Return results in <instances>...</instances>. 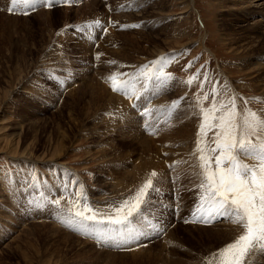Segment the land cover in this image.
Masks as SVG:
<instances>
[{"label":"rangeland","instance_id":"374dc122","mask_svg":"<svg viewBox=\"0 0 264 264\" xmlns=\"http://www.w3.org/2000/svg\"><path fill=\"white\" fill-rule=\"evenodd\" d=\"M263 6L0 0V264H264Z\"/></svg>","mask_w":264,"mask_h":264},{"label":"bare ground","instance_id":"6f19581e","mask_svg":"<svg viewBox=\"0 0 264 264\" xmlns=\"http://www.w3.org/2000/svg\"><path fill=\"white\" fill-rule=\"evenodd\" d=\"M93 4V3H92ZM161 5V4H160ZM225 6V5H224ZM88 8H89V6H87ZM264 7V6H263ZM91 8V7H90ZM79 12V11H78ZM165 12V11H164ZM83 14V13H82ZM89 15V14H88ZM81 16V15H80ZM84 16V15H83ZM252 51H251V53L249 54V55H251L252 56ZM257 54L259 55V52L258 53H255L254 55H255V57L257 56ZM248 57V56H247ZM249 59H250V57H249ZM252 59V58H251ZM245 62V61H244ZM226 77V76H225ZM230 84V83H229ZM95 90H96V88H95ZM264 91V90H263ZM102 93H104V91L102 92ZM108 94V93H107ZM109 96V95H108ZM94 97H95V99L97 100V101H103V100H105L106 99V95L105 94H102L101 95V93H95V95H94ZM112 98V97H111ZM117 98V97H116ZM103 99V100H102ZM113 99V98H112ZM110 101H111V99H110ZM100 102V103H101ZM112 102H114V104H115V106L116 107H118V106H122V107H125V108H123V109H121V110H123V111H121V113L123 114V121H127V120H125L124 118L126 117V116H128V119H130L131 117H136V115H133L129 110H128V108L126 109V106L124 105V101H121V100H119V99H116L115 101H112ZM111 102V103H112ZM139 102H140V99L138 100V102H137V104L139 105ZM99 102H95L94 101V99H91L90 100V102H89V104H90V106H95V107H97V108H99V107H101L102 108V103L100 104ZM111 103L110 102H107V104L109 105L108 106V110H113L112 109V105H111ZM87 105V104H86ZM115 107V108H116ZM125 110V111H124ZM134 110V109H133ZM190 111V110H189ZM115 112V111H114ZM117 112V111H116ZM190 114L191 113H188V115H189V117H190ZM194 119V118H193ZM117 121V120H116ZM117 123V122H116ZM119 123V122H118ZM131 127V126H130ZM133 127V126H132ZM182 127V126H181ZM180 127V129L178 130V132L177 133H179V134H182L183 132H186L187 131V133H189L188 132V130H189V128L188 127H186V125L183 127V128H181ZM144 128H146V125L144 126ZM121 130V129H120ZM175 131H174V133H175ZM135 132V131H134ZM160 134L162 135L163 134V131L161 130L160 131ZM160 134L156 137L157 139H162V138H160L161 136H160ZM184 135V134H183ZM135 136H137V135H135ZM134 136V137H135ZM185 136V135H184ZM165 137V136H164ZM178 137H179V135H178ZM171 138V137H170ZM173 138V137H172ZM169 139V138H168ZM180 139V138H179ZM134 140V139H133ZM153 140V139H152ZM167 140V139H166ZM172 140V139H171ZM165 141V140H164ZM177 141V140H176ZM153 142H155V143H158L159 141H157L156 139L153 141ZM148 143L149 142H147V139H145L144 140V142L141 144L142 145V154H143V152L144 153H146V154H148V153H150V152H153L152 150H151V148L150 147H148ZM161 143V142H160ZM170 143V142H169ZM62 143L60 142V144H58V145H56V146H54V152H52L53 153V157L55 156V157H57V156H60V154H64V148L62 147V145H61ZM163 143H161V145H162ZM174 144V143H173ZM177 144H178V142H177ZM160 145V146H161ZM166 145V144H165ZM169 145V144H168ZM173 146V145H172ZM157 148H158V146H157ZM225 148H227V147H223L222 148V150L223 149H225ZM228 149V153H225L226 154V157H231L232 156V153H234V152H236V151H233V150H231V149H229V148H227ZM165 151V150H164ZM173 151H175V150H173ZM156 152V151H155ZM167 152V151H166ZM177 152H178V149H177ZM182 152V151H181ZM257 152L255 151V150H251V152H250V155H251V157H253V155H255ZM185 154V153H184ZM187 154V153H186ZM152 155H153V153H152ZM178 154H176V156H177ZM12 156V155H11ZM142 156V155H141ZM175 156V155H174ZM194 156H195V154H194ZM178 157V156H177ZM177 157H176V159H177ZM191 156H189V157H187L188 159H191V158H194V157H191ZM143 158V157H142ZM145 159V158H144ZM147 159V158H146ZM151 159V158H150ZM154 159V158H153ZM254 158H248L247 160H249V162H252V160H253ZM148 160H149V158H148ZM157 160V159H156ZM147 161V160H146ZM143 163V162H142ZM150 163H155L154 161L153 162H149V163H147L148 164V166H149V168L152 170V171H156V176L158 177L159 176V172H162V170H160L159 168H162V167H164L163 165H160V161H158L157 160V163H158V165H156V163H155V166L154 165H152V164H150ZM233 163L236 165V166H233V168L231 169V171H230V173H232L233 175H239V173H237L235 170H236V168H240V171H241V173L242 174H245V175H251V171H249V169H246L245 168V166H243V167H240V166H242L238 161H233ZM147 164H145L143 167H145ZM220 164H223L222 162L220 163ZM237 165H239V166H237ZM139 168V167H138ZM196 168V167H195ZM153 173V172H152ZM152 173L150 174V178H153L154 176H152ZM156 177V178H157ZM63 182V181H62ZM27 185V184H26ZM47 187V186H46ZM10 188V187H9ZM51 188V187H50ZM11 189V188H10ZM13 189V188H12ZM47 189H49V188H47ZM16 191V190H15ZM17 192V191H16ZM22 193V192H21ZM20 194V192H18V195ZM28 195V194H27ZM44 195H47V193H45ZM18 198V197H17ZM22 198V197H21ZM10 200H12V202L14 201L13 199H10ZM29 200V199H28ZM14 203V202H13ZM20 204V203H19ZM45 206V205H44ZM29 208V210H30V206L29 205H26L25 207L23 206V207H19L18 209H22V211L25 213V214H31V215H33L34 213L32 212H29V211H27V209ZM42 210L41 209H39L38 210V212H41ZM52 212L54 213L55 211H53L52 210ZM31 217V216H30ZM40 228H42V230H40L39 232L37 231V230H35V232L36 233H34L36 236H37V238H39L40 240H42V238L44 239V242H48V241H55V240H57L58 238H60V237H64L67 241H68V238H69V236L68 235H63V234H61V232H59L58 230H57V228H54V227H49V226H39ZM38 226H37V228H39ZM31 228V227H30ZM46 228V232L44 231V229ZM33 231V230H32ZM34 232V231H33ZM32 234V233H31ZM49 234H51V235H49ZM27 237L26 238H28L29 236H31L30 235V233L29 234H27L26 235ZM45 239H47V240H45ZM26 246H28V245H26ZM26 254V253H25ZM23 255V254H22ZM39 264V263H38Z\"/></svg>","mask_w":264,"mask_h":264}]
</instances>
